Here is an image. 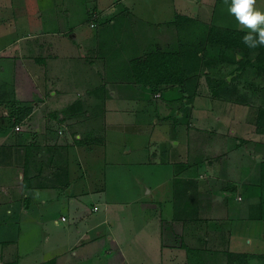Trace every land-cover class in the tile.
I'll return each mask as SVG.
<instances>
[{
	"label": "rangeland",
	"instance_id": "374dc122",
	"mask_svg": "<svg viewBox=\"0 0 264 264\" xmlns=\"http://www.w3.org/2000/svg\"><path fill=\"white\" fill-rule=\"evenodd\" d=\"M1 1L7 4L3 2L6 6L5 14L10 12L12 14L11 0ZM18 1L20 9H22L20 3L26 6L27 16L21 22L17 19L15 21L12 17L9 21L6 19L0 21L1 48L21 34L30 36L35 35L36 32L54 31L57 41L60 37V40L70 47L78 49L83 45L85 48L83 58L88 56L90 60L93 58L95 60L96 56L92 53L95 52L94 54L97 55V53L103 54L105 50L109 51V55L106 56L108 65L102 70L105 69L104 72L112 80H133V72L139 67L134 60L140 56V50L145 55L151 50L161 49L158 46L167 48L161 45L165 38L168 40L167 43L169 42L170 49L177 50L180 46L179 51L183 53L194 52L190 51L192 49H190V41L185 38L192 36L196 31H201L203 22L240 28L235 17L227 11L224 0ZM201 1L207 2L201 4ZM104 3L115 4L104 10ZM97 4L100 8L103 7L101 10L106 14L105 18L111 17L112 22L116 21L114 24L108 20L99 27L95 23L98 20L93 19L97 16L93 15L92 11ZM123 4L131 8L132 13H129L131 24H128L127 14L117 17L120 13L113 12L112 7L119 9ZM186 6L188 10L190 9L191 15H197L199 18L183 20ZM256 7L264 11V0H257ZM70 29L73 30L69 31ZM72 32L76 33V40L70 37ZM169 36L173 39L168 38ZM49 37L48 41L54 40L53 37ZM194 44L197 49L198 44L203 45V39L198 37ZM200 54L204 62H209V65L207 67L203 65L200 71L185 76L182 85L176 84L165 90L163 96L160 92L161 88L156 90L140 87L142 93L147 91L144 93L146 96L151 91L156 92L151 101L147 97L148 99H142L143 104H138V108L140 107L142 111L137 116V112L126 114L130 104H126L125 101L133 98L111 97L109 102H106L108 109L114 107L118 111L117 123H120L121 115L130 116L133 124L120 123L123 136L113 140V143H118L114 145L117 151L111 150L108 156L99 154V157L91 162L84 159L82 166L78 167L80 177L77 176L76 180V183L79 181L77 184L79 186L84 181L86 184L98 185L102 179L103 182L100 184L104 190L102 193L86 192L77 202H72L69 198L68 204L66 201L68 196L65 193L64 205L52 216L54 225L50 228L45 226L48 230L37 231L34 234L36 239L40 237L41 241H45L48 233L55 234L60 237L64 246L73 239V243L76 242L75 247L71 251L67 249L61 258L65 264H202V260L197 255L188 253L182 246L168 245L169 242L174 241L169 237L173 232L169 225L173 216L181 218L186 212L197 215L196 206L198 207L199 201L206 202L205 204L211 207L212 204L208 201H211L212 197H207L210 192H213L215 197L221 195L222 201H225L227 206L235 201L246 203L248 206L253 194L256 198L252 200V205L255 207H250L249 210L256 215L257 221L251 223V228L247 230L254 236L264 234V187L261 185L264 182H260L261 162L264 168V131H259L261 128L259 124L262 122H257L256 118L258 104L263 103L264 99L258 87V84L264 83L262 65L256 62V50L248 52L230 49L211 42L207 43L204 49L202 48ZM236 54H239L243 60L250 59L253 64L249 65L238 79H234L236 81L233 90L230 89L231 86L228 88L230 89L228 93L213 95L210 91L212 83L208 86L206 72L217 78L227 75V78L231 79L234 74L229 75V73L237 66ZM76 66L81 67L80 64ZM92 75L96 80L100 79L99 71L92 72ZM80 77L86 79V74L83 76V69L80 70ZM162 85L165 84H161L160 87H164ZM100 89L104 90L103 87ZM128 90L129 88L125 92ZM131 92L135 93V90ZM231 92L233 95H230ZM103 95L102 92H96V96H101V100L95 105L97 112L95 116L99 117V120L101 118L104 120H100L96 128L105 138L106 131L111 129L118 132L121 125L118 126L117 123L109 125L111 119L106 113ZM79 105L80 103L77 102L74 107L77 108ZM135 105L137 104H132V107ZM72 110L73 108L68 107L65 113ZM178 112L183 117L179 121H185L187 128L190 129L187 130L183 124L173 127L167 122L156 121L162 116L174 118ZM124 122L127 123L126 119ZM216 130L219 132H215ZM211 131L215 133L210 134ZM205 132H208V138ZM208 143L210 150L206 146ZM92 144H103V142H92ZM128 149L131 151L127 152ZM180 155H183L182 158L188 156L189 162H177L181 158ZM205 156H211L214 162L209 163L203 172ZM63 166L65 171H71L70 162L64 161ZM220 175L222 181L217 179L219 182H214L217 186L211 183L213 179L210 182L212 176ZM177 181H179L178 188H175ZM250 187L253 192L249 191ZM180 188L183 189L184 196L177 194ZM227 189L228 193H222ZM93 203H97L98 209L91 210ZM87 207L91 211L86 210ZM62 213H65L64 219L61 218ZM78 216L83 222H75L73 217ZM100 217H105V221H102L97 228L101 231L104 229L103 235L101 231L96 230L93 231V235H86V231L90 230V223L96 222ZM197 220H199L198 215ZM2 222L6 224L9 221L2 219L0 224ZM84 222L89 224H85L82 229ZM177 223L174 234L175 237L181 238L180 231H177L180 224ZM56 224L60 225L59 227L70 226L75 232L72 229L70 236L66 238L60 235L61 230ZM78 228L82 229L81 233ZM77 240H81L79 244Z\"/></svg>",
	"mask_w": 264,
	"mask_h": 264
},
{
	"label": "crops",
	"instance_id": "0c3cea01",
	"mask_svg": "<svg viewBox=\"0 0 264 264\" xmlns=\"http://www.w3.org/2000/svg\"><path fill=\"white\" fill-rule=\"evenodd\" d=\"M3 2L6 4L5 1L0 0V21L4 19L9 21L14 18L15 21L17 19L21 22L25 19L27 8L23 3H20L22 4V9H20L21 6L17 3L19 1L11 0V6H9L12 14L11 12L5 14L6 6ZM206 2L201 1V4ZM104 4V10H106L115 3ZM102 8L97 4L92 11V14L97 16L93 19L96 18L99 21L95 23L99 27L106 24L108 20L114 24L116 21L112 22L111 17L110 19L105 18L106 14L102 12ZM112 9L114 13H120L117 17L127 14L128 24H131L130 6L123 4L119 9L113 7ZM189 11L190 9L188 10L186 6L185 12H182L191 15ZM195 17L199 18L197 15ZM49 33H51L50 37ZM62 33L67 32L62 31ZM54 35V31L36 32L35 35L30 36L21 34L4 48L0 47V222L2 219L9 221L6 224L4 222L0 224V264H44L52 257L55 258V264H65L61 258L67 249L71 251L75 247L76 242L73 243V239H70L64 246L65 244H61L60 237L55 234L48 233L45 241H41L40 237L36 239L34 234L37 231L48 230L45 226L50 228L54 225L52 216L57 214L60 207L64 205L63 195L65 193L68 196V200L66 198L68 204L70 203L69 198L72 202H77L79 197L86 192L102 193L104 190L100 184L103 182L102 179L98 185L86 184L84 181L79 186H77L79 181L76 183V180L79 176L78 167L82 166L84 159L91 162L99 157V154L108 156L111 150L117 151L114 145L118 143H113V140L123 136L121 124H133L130 116L121 115L119 116L121 124L117 123L118 111L114 107L108 109L106 102L108 103L111 97L133 98L132 103V100L125 101L126 104H130L126 114L137 112V116L142 111L140 107L138 108V104H143L142 99L145 98L151 101L156 92L152 93L153 91L149 90L151 92L146 96L144 93L147 91L142 93L139 89L140 87L152 88L150 85L132 79H110L104 72L105 69L102 70L105 65H108L106 56L109 55V51L105 50L103 54L97 53V55L94 54L95 52L92 53L96 56L95 60L94 58L90 60L88 56L83 58L85 51L83 45L80 49L72 48L60 40V37L58 41L55 40ZM75 35L76 33L72 32L70 37L76 40ZM48 37H53L54 40L48 41ZM168 38L173 39L170 36ZM167 41L165 38L161 42V45L167 48L158 47L162 50H173L170 49ZM140 51V55H144L143 51ZM78 64L81 67H77ZM96 67L97 70H95ZM81 69H83V76L86 74V79L80 77ZM97 71L100 72L98 81L92 75V72ZM162 86L164 87H157V89L161 88V91H158L162 92L163 96L165 90L174 85ZM101 87L104 90H99ZM127 88L129 90L125 92ZM130 88L135 90V93H132ZM97 91L102 92L103 96L108 93L107 97L105 96L102 100L107 109L106 113L111 119L109 125L111 123L121 125L118 132L111 129L106 131L105 138L97 132L96 128L100 120L104 121L95 116L97 114L95 105L101 100V96H96ZM77 102L80 105L75 108L74 105ZM132 104L137 105L132 107ZM68 107L73 110L65 113ZM177 114L179 116L174 118H170L171 116L158 117L156 121L167 122L173 127L183 124L187 128L185 121H179L183 119L180 116L181 113ZM175 122L178 123L175 124ZM215 132L211 131L210 134ZM207 133L204 134L208 138ZM101 141L103 144H92V142ZM208 145L209 143L206 146ZM129 151L131 150L128 149L127 152ZM180 156L177 162H189L188 156L183 158V155ZM208 157H204L206 159L203 160V172L209 163L214 162V158ZM64 161L70 162L71 171H65ZM173 174L178 177L174 171ZM211 179L214 181L211 182ZM217 179L222 181V176H212L209 180L211 183H216L219 182ZM249 191L253 192L251 187ZM228 192V189L222 191V193ZM207 197H212L211 201H208L212 204L211 207L201 201L198 207L196 206L199 220L193 212L190 219L172 217L169 228L173 232L169 237L174 241L169 242L168 245L182 246L188 253L197 255L202 260V264H264V234L254 236L247 230L251 228V223L257 221L252 211L249 210L250 207H255L252 205V200L256 197L251 195L253 199L248 206L238 201L231 202L227 206L225 201H222V196L215 197L213 192H210ZM94 204L97 203H93L91 210L98 209V206L93 209ZM86 210L91 211L89 207ZM64 214H61V218ZM188 214L185 213L183 217ZM193 214L196 217H193ZM73 219L75 222H83L80 216L73 217ZM102 221H105V217H100L96 222L90 223V230L86 231V235H93L94 230L101 231L97 228L100 227ZM177 222L180 224L177 231H180L181 238L175 237L174 234V227L178 226ZM85 224L89 223L84 222L82 229ZM56 226L61 230L60 235L66 238L74 229L70 226L59 227L60 225L57 224ZM82 229L78 228L79 233ZM242 229L245 230L242 231ZM103 232L104 229L101 231L102 235ZM77 241L79 244L81 240ZM185 245L190 249H187Z\"/></svg>",
	"mask_w": 264,
	"mask_h": 264
},
{
	"label": "trees",
	"instance_id": "16d2710c",
	"mask_svg": "<svg viewBox=\"0 0 264 264\" xmlns=\"http://www.w3.org/2000/svg\"><path fill=\"white\" fill-rule=\"evenodd\" d=\"M183 20H190L196 18L195 16H190L185 14L182 16ZM245 31L241 30L240 28L235 27H227L224 25H217V24H209L207 22H203V29L201 31H196L190 35L188 38L190 41V51L189 53H183L180 50V46L177 50H151L147 52L145 55L138 56V59L134 61L139 64V67L133 72V80L145 85H150V87L157 89L160 87L161 84L165 85H182L185 76L188 74L194 73V71H200V67L205 65L206 67L209 65V62H204L203 56L200 54L202 48L204 49L205 45L209 42L220 44V46H224L230 49H241L245 51H252L256 50L257 54L255 56L256 62L259 65H262V70L264 71V47H259L257 49H249L242 43V37L245 35ZM200 37L203 39V45L198 44L196 46L197 49L194 47V41ZM189 51V50H188ZM207 61V60H206ZM236 61L237 66L235 67L229 75H233L232 78H227V75L224 77H214L210 76L209 72L207 71L206 76L208 80V86H210V91L213 95H221L222 93H228L230 89H234L235 81L234 79H238L242 72L249 67V65L253 64L250 59L243 60L239 54H236ZM229 79V80H228ZM214 81V82H212ZM253 85V84H252ZM232 86V87H231ZM257 86V85H256ZM254 86V88L256 87ZM231 87L230 89H228ZM259 91H261V96L264 98V83L258 84ZM263 92V93H262ZM230 95H233L231 92ZM263 103L258 104V112L256 118L258 119L261 124V128H259L260 132L264 131V99ZM28 109V108H27ZM262 117V118H260ZM263 124V125H262ZM264 162V160H263ZM262 162L260 166V182H264V168L262 167ZM175 184V188H178V183ZM264 187V184H261ZM184 188V186H183ZM184 191L182 188L177 192L178 195L184 196L182 194ZM183 218L176 217L179 219H187L191 218L192 212ZM253 216H256L252 214ZM195 217V216H193ZM187 249L188 246L185 245ZM44 264H55V258L52 257L44 262Z\"/></svg>",
	"mask_w": 264,
	"mask_h": 264
},
{
	"label": "clouds",
	"instance_id": "9594fccd",
	"mask_svg": "<svg viewBox=\"0 0 264 264\" xmlns=\"http://www.w3.org/2000/svg\"><path fill=\"white\" fill-rule=\"evenodd\" d=\"M224 4L246 33L242 43L249 49L264 47V11L257 9V0H224Z\"/></svg>",
	"mask_w": 264,
	"mask_h": 264
},
{
	"label": "built area",
	"instance_id": "2783aa9c",
	"mask_svg": "<svg viewBox=\"0 0 264 264\" xmlns=\"http://www.w3.org/2000/svg\"><path fill=\"white\" fill-rule=\"evenodd\" d=\"M16 128H19L18 126H16ZM97 208V205H94L93 206V209H96ZM62 218L64 219L65 217L64 216H62Z\"/></svg>",
	"mask_w": 264,
	"mask_h": 264
}]
</instances>
